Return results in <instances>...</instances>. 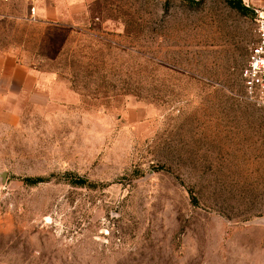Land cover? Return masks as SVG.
Returning <instances> with one entry per match:
<instances>
[{
    "label": "rangeland",
    "instance_id": "374dc122",
    "mask_svg": "<svg viewBox=\"0 0 264 264\" xmlns=\"http://www.w3.org/2000/svg\"><path fill=\"white\" fill-rule=\"evenodd\" d=\"M258 10L0 0V48L43 96L0 101V264H264Z\"/></svg>",
    "mask_w": 264,
    "mask_h": 264
},
{
    "label": "crops",
    "instance_id": "0c3cea01",
    "mask_svg": "<svg viewBox=\"0 0 264 264\" xmlns=\"http://www.w3.org/2000/svg\"><path fill=\"white\" fill-rule=\"evenodd\" d=\"M18 50L15 47L0 48V101H5L2 106L4 114L10 118L19 115L18 101L28 99L34 102L43 97L40 90V78L30 63L20 62L19 55L16 54ZM53 90L55 94L61 89L56 87Z\"/></svg>",
    "mask_w": 264,
    "mask_h": 264
},
{
    "label": "built area",
    "instance_id": "2783aa9c",
    "mask_svg": "<svg viewBox=\"0 0 264 264\" xmlns=\"http://www.w3.org/2000/svg\"><path fill=\"white\" fill-rule=\"evenodd\" d=\"M258 42L251 48L243 79L250 95H264V10L256 11Z\"/></svg>",
    "mask_w": 264,
    "mask_h": 264
},
{
    "label": "water",
    "instance_id": "95a60500",
    "mask_svg": "<svg viewBox=\"0 0 264 264\" xmlns=\"http://www.w3.org/2000/svg\"><path fill=\"white\" fill-rule=\"evenodd\" d=\"M0 177L2 178V180H5L6 174H2V175H0Z\"/></svg>",
    "mask_w": 264,
    "mask_h": 264
}]
</instances>
